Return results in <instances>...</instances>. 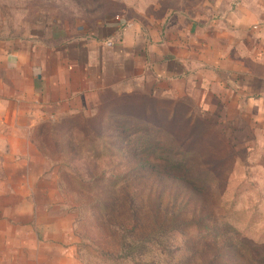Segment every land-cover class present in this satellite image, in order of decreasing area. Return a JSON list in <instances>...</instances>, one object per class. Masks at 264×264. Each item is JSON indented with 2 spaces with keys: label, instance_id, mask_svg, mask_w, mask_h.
I'll list each match as a JSON object with an SVG mask.
<instances>
[{
  "label": "rangeland",
  "instance_id": "obj_1",
  "mask_svg": "<svg viewBox=\"0 0 264 264\" xmlns=\"http://www.w3.org/2000/svg\"><path fill=\"white\" fill-rule=\"evenodd\" d=\"M7 55L53 96L0 140L39 264H263L264 0H0Z\"/></svg>",
  "mask_w": 264,
  "mask_h": 264
},
{
  "label": "crops",
  "instance_id": "obj_2",
  "mask_svg": "<svg viewBox=\"0 0 264 264\" xmlns=\"http://www.w3.org/2000/svg\"><path fill=\"white\" fill-rule=\"evenodd\" d=\"M65 56V63L76 62L84 64L88 61L87 49H85L84 45L67 46ZM15 58V55L0 57V69L8 68L13 73H21L22 71L18 70ZM32 60L29 59L27 63L29 68H26V70H29L28 72L31 74L28 75L29 80L27 83L25 79L14 77L12 79H16V82L12 81L13 83H8L6 86L5 75L0 73L1 142H3L2 138L5 141L6 128H12L16 125L20 126L25 121L22 120L23 118L26 119V123L32 125L30 121H27L30 120L32 113L35 116L37 110H52L51 104L48 103L52 101V90L49 88L48 80L40 73V70L38 72L35 62L34 68L31 69ZM35 123L33 122V124ZM11 141L12 139H8V142ZM9 155L16 154L13 151L3 152L0 150V160ZM4 174H7V168L4 163L0 162V264H39L41 263L39 256L33 250H30V243L19 235L21 232L30 231V228L27 227V224L30 223L29 217L27 216L24 223H21L19 221L20 215H16L17 218H15L12 214L7 213V209L10 208V201L14 198H12L11 194L12 186L8 185L7 180L9 179L4 177ZM5 187L8 190L6 193H2Z\"/></svg>",
  "mask_w": 264,
  "mask_h": 264
},
{
  "label": "trees",
  "instance_id": "obj_3",
  "mask_svg": "<svg viewBox=\"0 0 264 264\" xmlns=\"http://www.w3.org/2000/svg\"><path fill=\"white\" fill-rule=\"evenodd\" d=\"M181 164H185V160H182ZM174 167H178L180 169L183 168V166L180 164ZM212 234L214 235L212 242L216 243L220 238L217 233L214 234V232H212ZM237 244L243 247L246 250L247 254H251V256L254 257L257 263L264 264V257L262 260V256H264V245L262 244L261 241L251 240L250 238L248 239L247 236L243 235L239 238V240L237 241Z\"/></svg>",
  "mask_w": 264,
  "mask_h": 264
}]
</instances>
